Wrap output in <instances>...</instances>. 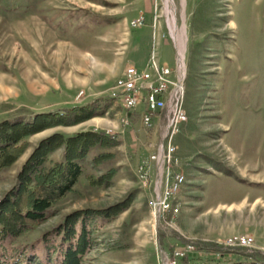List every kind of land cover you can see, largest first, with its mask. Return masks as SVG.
Masks as SVG:
<instances>
[{
    "label": "rangeland",
    "instance_id": "rangeland-1",
    "mask_svg": "<svg viewBox=\"0 0 264 264\" xmlns=\"http://www.w3.org/2000/svg\"><path fill=\"white\" fill-rule=\"evenodd\" d=\"M139 19L144 25L134 27ZM154 31L161 63L172 69L183 44L188 116L173 141L174 169L186 177L172 200L177 213L158 219L152 201L164 173L156 164L163 127L145 129L112 98L128 67H146ZM97 100L103 114L29 137L24 154L0 171L2 200L54 134L101 131L120 140L89 154L78 183L47 218L3 245L1 264H57L56 229L67 216L126 202L112 222L90 227L95 244L82 264H168L188 245L203 264L240 257L200 244L264 255V0H0V123ZM102 153L110 156L95 164ZM60 161L63 150L49 157ZM109 172L110 184H91L89 177Z\"/></svg>",
    "mask_w": 264,
    "mask_h": 264
},
{
    "label": "trees",
    "instance_id": "trees-1",
    "mask_svg": "<svg viewBox=\"0 0 264 264\" xmlns=\"http://www.w3.org/2000/svg\"><path fill=\"white\" fill-rule=\"evenodd\" d=\"M105 109L103 101L97 100L84 107L36 115L31 121L1 122L0 171L10 168L24 154L29 137L52 127L78 125L103 114ZM118 138L117 135L101 131H89L71 137L54 134L39 144L19 173L16 184L0 200V258L7 241H13L40 225L47 218V213L73 190L83 175V164L89 154L99 148L119 145ZM58 150H63V161L49 164L50 155ZM109 156V153H102L96 155L93 161L97 164ZM111 178L112 172H109L101 178L89 177V180L100 187L110 184ZM128 206L129 202H126L106 211H78L67 216L56 229V234L61 236L57 264H82L95 244L90 227L99 222H112ZM49 249L55 250V247ZM198 250L233 252L240 256L229 262L214 264H264L259 261V258L264 259V255L258 252L250 254L241 249L221 250L215 244H200ZM27 264H32V261L29 259ZM180 264L203 263L195 254H189L180 260Z\"/></svg>",
    "mask_w": 264,
    "mask_h": 264
},
{
    "label": "built area",
    "instance_id": "built-area-1",
    "mask_svg": "<svg viewBox=\"0 0 264 264\" xmlns=\"http://www.w3.org/2000/svg\"><path fill=\"white\" fill-rule=\"evenodd\" d=\"M143 25V19L133 23L134 27ZM158 46L154 31L150 59L146 67H128L112 92V98L121 104L129 115L140 116L145 129L163 127V140L158 147L156 164L158 171L164 167V173L156 178V191L152 201V211L156 219L158 216L167 217L168 214L177 213L172 200L185 184L186 177L174 169L176 147L173 141L180 133L182 125L188 121L184 108V74L180 61L178 60V66L174 69L162 64ZM143 169L144 167H141L144 172ZM143 178H146V174H143ZM191 252H195L191 245L173 251L168 264H180V260Z\"/></svg>",
    "mask_w": 264,
    "mask_h": 264
},
{
    "label": "bare ground",
    "instance_id": "bare-ground-1",
    "mask_svg": "<svg viewBox=\"0 0 264 264\" xmlns=\"http://www.w3.org/2000/svg\"><path fill=\"white\" fill-rule=\"evenodd\" d=\"M172 39H173V38H172ZM177 44H178V46H179V48H178L179 55H180L179 57H181V58H179V61H180L181 67H183L182 64H183V61H184V55H183V54H184V53H183L184 50L182 49V46H181V45H183V44H182L181 42H180V43L177 42Z\"/></svg>",
    "mask_w": 264,
    "mask_h": 264
},
{
    "label": "crops",
    "instance_id": "crops-1",
    "mask_svg": "<svg viewBox=\"0 0 264 264\" xmlns=\"http://www.w3.org/2000/svg\"><path fill=\"white\" fill-rule=\"evenodd\" d=\"M164 48V47H163Z\"/></svg>",
    "mask_w": 264,
    "mask_h": 264
}]
</instances>
